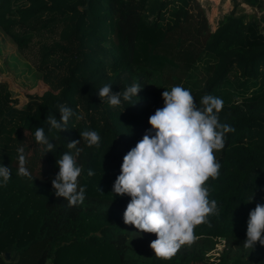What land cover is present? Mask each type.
Here are the masks:
<instances>
[{
    "label": "trees",
    "instance_id": "1",
    "mask_svg": "<svg viewBox=\"0 0 264 264\" xmlns=\"http://www.w3.org/2000/svg\"><path fill=\"white\" fill-rule=\"evenodd\" d=\"M232 1L213 31L199 0H185L167 25L163 4L150 14L152 0H89L86 8V0H0V52L1 38L23 49L35 33L53 29L64 41L44 47L36 67L7 55L5 66L48 88L19 106L0 80V164L17 174V149L23 147L31 172V179L18 175L0 199V264H206L219 239L226 248L215 264H264V247L245 253L243 246L249 213L264 204V13L237 14L238 1ZM263 1L241 0L261 9ZM105 84L116 93L141 85L140 102L121 98L111 107L98 96ZM177 85L199 102L206 94L221 98L220 122L235 131L215 153L219 178L208 182L219 216L198 226L195 240L165 261L150 247L155 235L124 223L131 198L115 196L113 185L124 156L151 129L149 117L164 106L162 93ZM61 105L75 114L68 131H49L47 116L60 119ZM37 127L55 145L52 153L35 141ZM83 130L99 134V147L81 140ZM78 140L85 200L69 207L51 181L57 160L65 152L75 156L67 143Z\"/></svg>",
    "mask_w": 264,
    "mask_h": 264
},
{
    "label": "clouds",
    "instance_id": "2",
    "mask_svg": "<svg viewBox=\"0 0 264 264\" xmlns=\"http://www.w3.org/2000/svg\"><path fill=\"white\" fill-rule=\"evenodd\" d=\"M142 90L141 85L133 84L116 93L111 85L105 84L98 96L101 100L107 98L114 108L121 105V98L128 102L136 98L134 106L140 102ZM162 98L164 106L149 117L151 129L124 156L113 194L131 198L124 223L140 233L155 235L157 239L150 244L155 257L169 261L182 246L195 240L198 226L208 224L212 216H219L217 201L209 198L208 182L219 178L221 165L215 153L224 149L226 134L235 129L220 122L221 98L206 94L198 106L191 91L178 85L165 90ZM59 113L60 119L51 113L47 116L49 131H68L75 114L63 105ZM82 118L76 115L77 120ZM79 134L88 147H99L101 138L96 131L83 130ZM34 136L39 145L45 146L46 153L54 151L55 145L43 127L35 128ZM81 140L67 143L68 149L76 150L75 156L65 152L57 160L59 172L51 181L55 195L64 198L69 207L85 200V188L78 185L82 168L76 160L83 152L78 147ZM17 153V175L31 179L24 148H18ZM94 175L89 169L88 176ZM11 176V169L0 164V186H6ZM246 237L244 248L255 250L257 244L264 247V204H257L249 213Z\"/></svg>",
    "mask_w": 264,
    "mask_h": 264
},
{
    "label": "rangeland",
    "instance_id": "3",
    "mask_svg": "<svg viewBox=\"0 0 264 264\" xmlns=\"http://www.w3.org/2000/svg\"><path fill=\"white\" fill-rule=\"evenodd\" d=\"M152 1L153 2L149 5V12L152 16L156 13L160 4H163L161 12L163 15L162 22H164L165 25L170 22L169 17L173 15L174 11L185 4V0ZM237 1V14L244 12L259 16L264 13V4L263 9H261L257 6L241 2V0ZM199 2L205 9L208 22L213 31L217 28V22L219 21V19H221L223 15L227 14L234 5L232 0H199ZM44 33L45 35H39L35 33L28 46L23 49H18L12 42H9L5 38H1L2 52H0V80L4 81L7 84L8 88L11 90L12 96L18 99L19 106L24 104L29 96L41 95L43 91L48 88V86L42 81H38V79H36L35 81L33 78L29 77L26 71L22 73L18 70L19 73H17L16 70H11L10 66H5V64L11 63V60L8 59L7 55L18 57L20 61H22L19 64L26 62L30 66H39L42 52L45 51L44 47L51 46L49 44L54 45L55 42H58L59 44H62L64 42L59 36V31L55 29H53L52 32L49 33L47 31H44ZM4 61H7L8 63H5ZM48 63L52 64L50 61H48ZM18 68L21 70L24 69V67L21 66ZM194 98L197 102V105L201 106L200 102L198 101V97L194 96ZM11 174V180L7 183V185L0 186V199L7 195L15 187L18 175L15 173ZM120 216L121 215H119V217ZM223 244L226 248V243H224V240L216 244V250L213 252L212 258L218 256L219 250L223 247ZM245 253H247V249L245 250ZM214 261L215 262H212L210 259H208L207 262H209L210 264H215L217 259H215ZM207 262L206 264H209Z\"/></svg>",
    "mask_w": 264,
    "mask_h": 264
},
{
    "label": "built area",
    "instance_id": "4",
    "mask_svg": "<svg viewBox=\"0 0 264 264\" xmlns=\"http://www.w3.org/2000/svg\"><path fill=\"white\" fill-rule=\"evenodd\" d=\"M221 241H223L222 239H219V240H217L216 241V243H215V245H214V248H212L210 251H208L207 253H206V256L208 257V259H210L212 262H215L214 260L215 259H217V261H219V256H220V252L222 251V249H223V247H224V244H223V247L219 250V253H218V256L217 257H213L212 258V254H213V252L216 250V244L218 243V242H221ZM208 261V260H207ZM216 261V262H217ZM207 263H209V262H207ZM210 264V263H209Z\"/></svg>",
    "mask_w": 264,
    "mask_h": 264
},
{
    "label": "water",
    "instance_id": "5",
    "mask_svg": "<svg viewBox=\"0 0 264 264\" xmlns=\"http://www.w3.org/2000/svg\"><path fill=\"white\" fill-rule=\"evenodd\" d=\"M88 2H89V0H86V4L83 6V8H86L88 6ZM263 4H264V2H263ZM5 258L6 259L9 258V254L8 253H6V257Z\"/></svg>",
    "mask_w": 264,
    "mask_h": 264
}]
</instances>
